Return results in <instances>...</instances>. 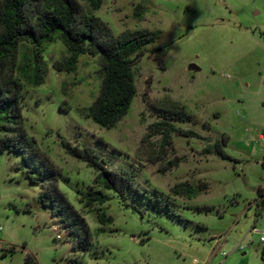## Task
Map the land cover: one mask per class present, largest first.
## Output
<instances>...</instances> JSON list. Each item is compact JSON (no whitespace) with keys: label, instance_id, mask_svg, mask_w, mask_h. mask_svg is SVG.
<instances>
[{"label":"rangeland","instance_id":"1","mask_svg":"<svg viewBox=\"0 0 264 264\" xmlns=\"http://www.w3.org/2000/svg\"><path fill=\"white\" fill-rule=\"evenodd\" d=\"M95 15L114 37L157 34L135 67L138 96L114 129L98 126L83 115L99 94L98 58L82 55L76 73L57 72L66 49L48 48L44 84L23 89L25 129L39 152L0 157V264H25L27 254L37 264H264L253 234L264 218V0H103ZM159 108L189 116L174 124L196 136L173 134L165 149L159 135L143 142ZM63 142L91 149L128 183L124 200L103 191L113 223L79 203L102 190L98 173ZM217 142L226 158L206 152ZM31 169L60 174L59 191L92 245L83 224L73 238L59 208L43 205V184L25 176ZM186 182L208 190L172 192Z\"/></svg>","mask_w":264,"mask_h":264},{"label":"trees","instance_id":"2","mask_svg":"<svg viewBox=\"0 0 264 264\" xmlns=\"http://www.w3.org/2000/svg\"><path fill=\"white\" fill-rule=\"evenodd\" d=\"M102 5L103 0H0V157L6 152L25 154L30 149L39 152L36 141L29 139L25 129L23 89L25 85L44 84L48 71L44 55L51 45L57 43L66 49V57L53 66L57 72L76 73L82 55L98 58L101 81L99 94L84 109L83 115L107 130L114 129L127 115L138 96L135 67L147 53L146 47L155 42L157 34L126 32L114 37L95 15ZM156 111L160 121L148 126V134L143 142L150 136L159 135L162 137V148L165 149L171 146L173 134L196 136L194 132L177 128L174 124L183 122L185 118L189 120V116L184 118L163 108ZM63 144L69 154L98 173L95 184L102 190L91 189L81 193L79 203L89 212L95 211L100 224L113 223V218L103 209L109 201L103 191H116L124 200L128 183L119 174L110 171L91 149L73 147L68 142ZM213 151L226 158L219 142L206 152ZM169 166L178 164L174 161ZM58 175L51 170L40 175L33 169L25 173L32 184H43L41 202L45 207L56 205L59 208L62 223L70 236L81 238L78 225L83 224L88 245H92L85 219L59 191ZM206 190L207 184H200L197 190L186 182L176 185L172 192L177 196L191 197L198 191ZM258 195L261 199L257 203L259 209L264 205V191L259 190ZM25 264L37 263L27 254Z\"/></svg>","mask_w":264,"mask_h":264},{"label":"built area","instance_id":"3","mask_svg":"<svg viewBox=\"0 0 264 264\" xmlns=\"http://www.w3.org/2000/svg\"><path fill=\"white\" fill-rule=\"evenodd\" d=\"M259 142L264 147V135L259 136ZM2 233V227H0V234ZM253 234L257 235L261 244L264 245V218L259 221L253 228ZM1 247V244H0Z\"/></svg>","mask_w":264,"mask_h":264},{"label":"water","instance_id":"4","mask_svg":"<svg viewBox=\"0 0 264 264\" xmlns=\"http://www.w3.org/2000/svg\"><path fill=\"white\" fill-rule=\"evenodd\" d=\"M192 69L194 70H198V68L196 66H192Z\"/></svg>","mask_w":264,"mask_h":264}]
</instances>
